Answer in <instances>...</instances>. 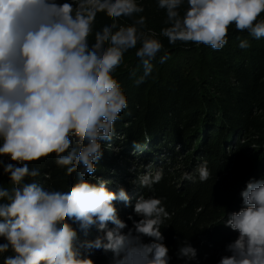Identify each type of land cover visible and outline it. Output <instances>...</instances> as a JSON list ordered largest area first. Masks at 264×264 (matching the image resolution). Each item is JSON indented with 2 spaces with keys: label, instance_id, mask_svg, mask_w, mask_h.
<instances>
[{
  "label": "clouds",
  "instance_id": "9594fccd",
  "mask_svg": "<svg viewBox=\"0 0 264 264\" xmlns=\"http://www.w3.org/2000/svg\"><path fill=\"white\" fill-rule=\"evenodd\" d=\"M156 7L165 14L159 34L147 27L141 0H0V170L11 185H0L3 264H94V251L112 253V264H170L162 228L171 215L162 198L141 195L133 204L123 186L113 191V181L95 175L128 108L116 70L134 49L143 68L135 83L143 84L158 54L160 64L171 58L160 36L169 45L219 51L234 26L260 40L264 0H156ZM101 14L108 22L97 28ZM49 156L76 174L67 190L36 182L40 168L30 165ZM196 172L200 182L210 179L207 160ZM163 175L162 168L146 171L132 183L153 191ZM182 178L196 179L188 172ZM240 197V209L222 222L237 235L217 264H264V177L250 178ZM118 202L139 218L128 216L131 227ZM92 228L97 236L81 239ZM197 256L188 238L178 241V259L188 264Z\"/></svg>",
  "mask_w": 264,
  "mask_h": 264
},
{
  "label": "trees",
  "instance_id": "16d2710c",
  "mask_svg": "<svg viewBox=\"0 0 264 264\" xmlns=\"http://www.w3.org/2000/svg\"><path fill=\"white\" fill-rule=\"evenodd\" d=\"M141 2L147 27L159 34L165 27L164 12L157 9L156 0ZM107 22L101 14L96 27ZM159 38L171 58L160 64L162 53L158 54L152 76L143 84L135 83L143 68L134 49L116 70L128 108L115 123L112 147L105 144L95 175L113 181L109 185L113 191L123 186L133 204L141 195L162 198L171 215L162 228L172 256L170 264H185L176 257L178 241L185 238L198 250L197 259L188 264H217L226 254L225 246L237 235L222 224L226 213L240 209V192L250 178L264 177V38L256 40L233 26L228 43L219 51L202 44L178 42L173 46L163 36ZM240 40H248L250 47L240 49ZM133 70L136 76L131 75ZM133 140L142 145V152L133 149ZM204 160L211 177L202 183L196 168ZM30 166L40 168L41 175L35 179L45 188L67 190L77 179L75 173L68 176L58 168L54 156ZM158 168L164 175L153 191L140 187L138 180L132 183ZM185 172L196 177L195 182L183 179ZM0 185L11 186L2 170ZM117 207L129 227V215L139 219L131 207L119 202ZM97 234L92 228L81 239H94ZM90 258L94 264L113 261L112 253L103 251L92 252Z\"/></svg>",
  "mask_w": 264,
  "mask_h": 264
},
{
  "label": "rangeland",
  "instance_id": "374dc122",
  "mask_svg": "<svg viewBox=\"0 0 264 264\" xmlns=\"http://www.w3.org/2000/svg\"><path fill=\"white\" fill-rule=\"evenodd\" d=\"M106 254H110V252L109 253H106Z\"/></svg>",
  "mask_w": 264,
  "mask_h": 264
}]
</instances>
